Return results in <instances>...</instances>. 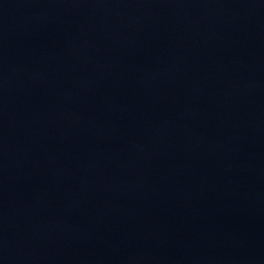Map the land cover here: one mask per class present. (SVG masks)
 I'll return each mask as SVG.
<instances>
[{
  "label": "water",
  "instance_id": "95a60500",
  "mask_svg": "<svg viewBox=\"0 0 264 264\" xmlns=\"http://www.w3.org/2000/svg\"><path fill=\"white\" fill-rule=\"evenodd\" d=\"M0 264H264V0H0Z\"/></svg>",
  "mask_w": 264,
  "mask_h": 264
}]
</instances>
